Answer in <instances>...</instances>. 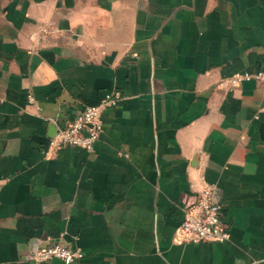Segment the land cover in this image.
<instances>
[{
	"label": "crops",
	"instance_id": "obj_1",
	"mask_svg": "<svg viewBox=\"0 0 264 264\" xmlns=\"http://www.w3.org/2000/svg\"><path fill=\"white\" fill-rule=\"evenodd\" d=\"M257 69L264 0H0V264H264V86L226 83ZM111 90L91 152L45 154ZM203 184L227 239L177 242Z\"/></svg>",
	"mask_w": 264,
	"mask_h": 264
},
{
	"label": "built area",
	"instance_id": "obj_2",
	"mask_svg": "<svg viewBox=\"0 0 264 264\" xmlns=\"http://www.w3.org/2000/svg\"><path fill=\"white\" fill-rule=\"evenodd\" d=\"M253 80L264 86V69L234 72L226 78L229 86H238L241 82ZM119 100V93L111 90L105 93L94 105H86L77 110L73 117L48 138L45 154L49 149L61 146L78 147L91 152L100 128L101 111L113 106ZM226 226L220 220L219 205L213 199V188L203 184L196 192L193 204L182 209V217L174 232V239L183 243L223 242L227 239ZM52 258L63 264H81L82 252L58 241L43 247H36L29 255L33 264Z\"/></svg>",
	"mask_w": 264,
	"mask_h": 264
}]
</instances>
